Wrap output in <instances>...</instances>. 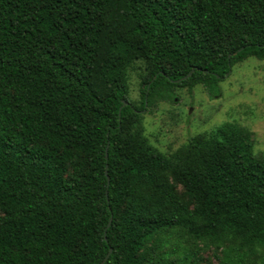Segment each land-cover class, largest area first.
<instances>
[{"label": "trees", "instance_id": "trees-1", "mask_svg": "<svg viewBox=\"0 0 264 264\" xmlns=\"http://www.w3.org/2000/svg\"><path fill=\"white\" fill-rule=\"evenodd\" d=\"M251 56L264 60V0H0V264H100L110 249L103 264L189 263L188 245L151 244L177 231L220 264H264L248 132L226 123L167 155L141 114L181 87L217 97Z\"/></svg>", "mask_w": 264, "mask_h": 264}, {"label": "rangeland", "instance_id": "rangeland-1", "mask_svg": "<svg viewBox=\"0 0 264 264\" xmlns=\"http://www.w3.org/2000/svg\"><path fill=\"white\" fill-rule=\"evenodd\" d=\"M144 66V61L137 59L127 69L128 99L137 106L141 101ZM219 85L221 92L215 98H210L206 89L198 84L191 90L178 88L172 102L161 100L142 109V126L148 143L169 155L191 136L210 135L218 126L231 123L248 132L253 152L264 156V60L251 56L234 64ZM171 181L182 193L181 185ZM181 234L177 231L167 242H164L166 234L157 235L159 240L151 244L160 243L162 249L172 251L188 245L192 258L182 264H220L221 251L212 244L188 240ZM173 254L176 256L178 252ZM246 259L248 264H259L257 254L246 255Z\"/></svg>", "mask_w": 264, "mask_h": 264}, {"label": "water", "instance_id": "water-1", "mask_svg": "<svg viewBox=\"0 0 264 264\" xmlns=\"http://www.w3.org/2000/svg\"><path fill=\"white\" fill-rule=\"evenodd\" d=\"M190 74H191V72L188 75H190ZM127 103H128L127 101H123L122 105L127 104ZM105 156L107 158V147H106V150H105ZM106 167H107V165H106ZM107 179H108V177H107ZM110 221H111V218L109 219V221H108V223H107L106 226H109ZM110 251H111V249L108 251V253L106 254V256L104 257V259L102 260V262L100 264H103L104 263V261L107 259L108 255H109Z\"/></svg>", "mask_w": 264, "mask_h": 264}]
</instances>
